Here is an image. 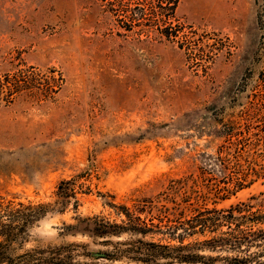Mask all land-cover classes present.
I'll return each mask as SVG.
<instances>
[{
  "label": "rangeland",
  "instance_id": "rangeland-1",
  "mask_svg": "<svg viewBox=\"0 0 264 264\" xmlns=\"http://www.w3.org/2000/svg\"><path fill=\"white\" fill-rule=\"evenodd\" d=\"M110 2L0 0V80L41 84L1 101L0 197L50 208L14 256L73 243L111 252L65 234L77 219L121 224L123 207L146 205L138 215L163 234L145 240L163 244L196 209L264 211V0H180L166 26L120 21ZM52 71L64 82L49 95ZM70 180L76 200L63 207Z\"/></svg>",
  "mask_w": 264,
  "mask_h": 264
},
{
  "label": "trees",
  "instance_id": "trees-1",
  "mask_svg": "<svg viewBox=\"0 0 264 264\" xmlns=\"http://www.w3.org/2000/svg\"><path fill=\"white\" fill-rule=\"evenodd\" d=\"M179 2L180 0H157V5H154L153 0H111L110 5L121 7L122 10L115 14L120 21L127 18L132 25L155 21L164 22L166 26L174 18ZM132 6L141 11L140 15L133 12ZM171 36L166 34V37ZM52 73L51 79L55 84L47 88L49 95L56 94L64 82L62 76L56 78L55 71ZM30 77L32 75L25 72H17L0 80V104L2 100L12 102L14 96L23 91L32 92L35 88L41 90L38 80L35 86L30 87ZM74 182L62 181L58 186L57 196L63 207L71 199L76 200ZM262 201L263 205L260 207H264V199ZM145 206H137L134 211L126 207L119 208L120 215L126 217L121 224L95 216L77 219L76 226L67 227L65 235L83 236L92 240L93 244L114 246L111 252L90 251L88 245L73 243L14 256L12 246L25 242L30 228L48 216L50 208L43 204H16L0 197V264H100L101 260L112 263L126 261L128 264H264L262 209L254 210L255 207L246 203L229 210L196 209L189 219H179L176 225H167L166 234L177 244H163L162 241L145 240L149 235L162 233L161 227L154 223L155 218L148 220L138 215L144 211ZM223 228L226 230L223 231ZM207 233L218 235L203 242L185 244L188 238ZM125 234L130 236L129 240L116 244L111 241L112 238ZM206 250L221 253L214 257L203 254ZM223 252L225 255H221Z\"/></svg>",
  "mask_w": 264,
  "mask_h": 264
}]
</instances>
